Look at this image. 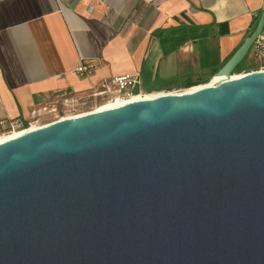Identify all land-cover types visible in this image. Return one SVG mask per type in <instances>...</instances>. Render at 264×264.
<instances>
[{
    "label": "water",
    "instance_id": "water-1",
    "mask_svg": "<svg viewBox=\"0 0 264 264\" xmlns=\"http://www.w3.org/2000/svg\"><path fill=\"white\" fill-rule=\"evenodd\" d=\"M263 31L220 82L0 143V264H264V70L233 77Z\"/></svg>",
    "mask_w": 264,
    "mask_h": 264
},
{
    "label": "crops",
    "instance_id": "crops-1",
    "mask_svg": "<svg viewBox=\"0 0 264 264\" xmlns=\"http://www.w3.org/2000/svg\"><path fill=\"white\" fill-rule=\"evenodd\" d=\"M263 7L264 0H0V118L30 119L46 102L90 95L123 74L140 73L142 85L207 84ZM245 61L244 71L264 70L252 49ZM83 62L95 66L78 73Z\"/></svg>",
    "mask_w": 264,
    "mask_h": 264
},
{
    "label": "built area",
    "instance_id": "built-area-1",
    "mask_svg": "<svg viewBox=\"0 0 264 264\" xmlns=\"http://www.w3.org/2000/svg\"><path fill=\"white\" fill-rule=\"evenodd\" d=\"M252 50L255 58L260 62H264L263 34L259 36V38L255 41V43L252 46ZM94 66H95L94 63L92 62H88V63L83 62L77 67L76 71L78 73L90 72L94 68ZM141 85H142V77L140 73L137 72L131 74H123L115 77L114 79L103 81L99 89L95 90L92 93V96L94 98L95 97L100 98L104 102L113 99L117 95L120 96L121 98H126L134 94L141 93L142 91L141 87L139 88L140 90L137 91V93H134V89L138 88ZM179 90H182V88H180ZM37 111L38 110L36 109L32 111L31 118L35 116ZM31 118L26 120L23 119L22 117L0 118V134L5 135L26 128H31L33 123H39L38 121H32ZM58 119H61V117L58 116L55 120ZM49 123H43L42 125H40V127Z\"/></svg>",
    "mask_w": 264,
    "mask_h": 264
},
{
    "label": "rangeland",
    "instance_id": "rangeland-1",
    "mask_svg": "<svg viewBox=\"0 0 264 264\" xmlns=\"http://www.w3.org/2000/svg\"><path fill=\"white\" fill-rule=\"evenodd\" d=\"M249 71H242L241 73H245ZM207 81L203 82L206 83ZM198 85V84H194ZM193 86V85H192ZM141 87V94H149V95H154L157 93H162V92H169V91H175L179 90L180 88H188V87H178L175 86L171 83H165V84H160L155 86V89L151 92H147L145 90V85H141L138 88L134 89V93H137ZM191 87V86H190ZM104 101L102 99H94L92 94L82 96V97H77V98H72V99H62L58 101H49L46 102L42 107H40L35 114L34 117L31 118L32 121H38L39 124L43 123H49L54 121L58 116L63 117L66 116L67 114H75V113H80V112H87L91 111L93 108L96 106L102 104Z\"/></svg>",
    "mask_w": 264,
    "mask_h": 264
},
{
    "label": "bare ground",
    "instance_id": "bare-ground-1",
    "mask_svg": "<svg viewBox=\"0 0 264 264\" xmlns=\"http://www.w3.org/2000/svg\"><path fill=\"white\" fill-rule=\"evenodd\" d=\"M241 74H243V73H235V74H233V77H238ZM223 79H225V77L214 76L207 84H203V85H200V86H191V87H188V88H184L182 90H175V91L157 93V94H154V95H149V94L144 95V94H141V93H137V94H134V95H132L130 97H126V98H121L120 96L117 95L113 99L107 100V101L103 102L102 104L96 106L91 111H99V110H102V109L117 107V106L129 103L131 101H136V100H141V99H150V98L158 97L160 95H164V94H168V93L189 92V91H193V90H196L198 88L204 87L206 85H210V84H213V83L220 82ZM91 111H87V112L85 111V112H80V113H75V114H67L66 116H63L61 118L75 117V116L82 115V114H85V113H88V112H91ZM40 125H42V124L33 123L31 128H26V129H23V130H20V131H15V132H12V133H9V134H5V135H1L0 134V143L4 142L6 140H9V139H11L13 137L19 136V135H21V134H23V133H25V132H27L29 130H33V129L39 128Z\"/></svg>",
    "mask_w": 264,
    "mask_h": 264
},
{
    "label": "trees",
    "instance_id": "trees-1",
    "mask_svg": "<svg viewBox=\"0 0 264 264\" xmlns=\"http://www.w3.org/2000/svg\"><path fill=\"white\" fill-rule=\"evenodd\" d=\"M245 59L242 61V63L236 68L235 73H241L244 69H246V64H245ZM194 86V84H188L185 87H190V86ZM155 89V86H151V85H145V90L147 92H151Z\"/></svg>",
    "mask_w": 264,
    "mask_h": 264
}]
</instances>
